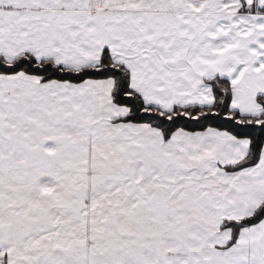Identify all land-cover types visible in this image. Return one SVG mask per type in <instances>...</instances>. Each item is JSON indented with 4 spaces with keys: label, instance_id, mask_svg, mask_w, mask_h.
Segmentation results:
<instances>
[{
    "label": "snow or ice",
    "instance_id": "obj_1",
    "mask_svg": "<svg viewBox=\"0 0 264 264\" xmlns=\"http://www.w3.org/2000/svg\"><path fill=\"white\" fill-rule=\"evenodd\" d=\"M0 264H264V0H0Z\"/></svg>",
    "mask_w": 264,
    "mask_h": 264
}]
</instances>
